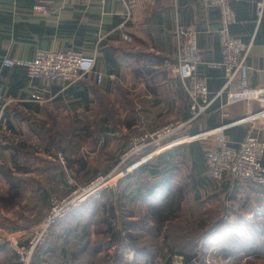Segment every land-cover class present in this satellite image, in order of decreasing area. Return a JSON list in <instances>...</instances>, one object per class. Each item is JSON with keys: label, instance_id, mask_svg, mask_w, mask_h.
I'll return each mask as SVG.
<instances>
[{"label": "crops", "instance_id": "0c3cea01", "mask_svg": "<svg viewBox=\"0 0 264 264\" xmlns=\"http://www.w3.org/2000/svg\"><path fill=\"white\" fill-rule=\"evenodd\" d=\"M125 2L130 11L127 20L123 15L125 3L120 0H106L104 4L96 0L88 3L80 0H0V168L23 171L22 167L14 166L10 152L14 148L2 138L16 141V138L25 137L24 132L38 138L36 131L46 127L54 128L53 134L62 135L66 140L85 137L89 133L85 124L87 117L96 108L101 109L100 117L104 116L109 103L112 109L114 105L124 106L122 118L118 111L111 110L117 121L125 122L122 134L115 135L111 126L102 127L109 131L101 132L105 139L118 138L122 148L125 136L133 133L137 124L145 123V129H154L174 119L188 118L189 99L174 72L177 26L194 27L201 59L198 74L206 78L211 95L221 89L224 71L208 64L221 58L216 7L205 6L202 0ZM229 2L235 15L230 32L250 45L246 60L248 84L264 89V0ZM123 34L129 35L131 42L123 40ZM67 49L77 50L84 56L96 52L93 69L71 86L30 78L24 67L1 63L4 57L30 60L38 51ZM98 74H101L100 80ZM258 108L259 105L253 103L252 109ZM244 115L242 102L225 104L223 96L216 98L201 116L182 130L176 137H180L178 141L164 147L147 148L144 153L152 155L142 165L160 170L157 178L151 177L150 181L167 179V182L155 194L147 196L146 192V195L135 193L137 182L133 179V185L128 188L129 205L138 208L150 225L157 226L170 213V203L182 195L177 208L181 217L251 223L264 210V184L235 177L215 181L207 175L205 163V153L218 148L219 135L232 146H237L248 135L264 140V117L234 122ZM192 135L198 136L187 138ZM46 144L44 142L43 151L53 160L48 167L52 179L63 183L68 171L74 170L78 178L87 180L91 171L97 170L93 161L80 150L71 157H64L66 164L61 166L56 157L45 151ZM33 145L38 148V143ZM8 161L12 167L6 166ZM113 164L110 159L100 168L110 169ZM2 182L7 183L0 173V184ZM38 217L39 214L37 220ZM3 229L14 231L17 228L0 220V261H7L8 257L9 261H15L4 241Z\"/></svg>", "mask_w": 264, "mask_h": 264}, {"label": "trees", "instance_id": "16d2710c", "mask_svg": "<svg viewBox=\"0 0 264 264\" xmlns=\"http://www.w3.org/2000/svg\"><path fill=\"white\" fill-rule=\"evenodd\" d=\"M105 128H101V131H109ZM53 131L54 128H40L39 133L36 131L40 138L47 143L45 151L53 157L57 156L56 152L64 155L69 154L71 151V137L66 140L62 138V135L57 136L55 132L53 134ZM2 140L14 148L12 158L16 167L22 156L25 158L29 154L28 150L32 149L25 142H18L14 146L13 143L16 142L14 138L9 140L2 138ZM116 162L115 159L113 163ZM262 164L264 165V155ZM22 168L24 172L30 170L28 166ZM109 170L104 169L103 172ZM96 171H91L92 173L87 181H90L98 173ZM159 171L157 167L150 168L147 164H143L127 177L128 183L125 187L116 191L104 189L98 196L87 199L80 206L57 219L50 225L44 242L36 248L31 264H174L172 256L175 254L180 256L181 260L183 259V261H180L181 264H205L204 261H194L195 251L198 248L203 249V252L217 251L224 258L228 257L236 260L241 258L239 255L241 249L249 254L248 256H259L264 253V210L256 215L251 223L243 220L242 222L245 224L229 222L228 219L220 218H215L212 221L198 218L199 221H191L192 218L181 217L177 212L183 198L180 195L174 202L170 203L172 204L171 211L162 218V224L150 225L147 222V217L143 216L134 218L136 212L133 206L129 207L130 192H128V188L133 185L132 180L134 179L137 182L135 184L136 194H145L146 192V194L149 193L147 195L149 196L155 194L167 182V179L155 181ZM12 172L14 171L9 168H0V173L6 179L8 185L7 192H0V206L14 207L22 194L19 179L13 177ZM147 177H154L155 179L149 181ZM63 184H66V179ZM70 190L71 188H68L67 191ZM48 198V193L44 191L41 200L48 202ZM232 224L244 229L247 242L238 243L240 229L236 228L230 231L228 227ZM92 231L99 238L97 243L90 239ZM171 236H177L178 238H170ZM104 237L109 238V244L113 248L131 249L133 251V261L129 263L123 261L121 257L119 258L120 261H100L102 256L100 251ZM152 238L155 239V242L160 243L159 246L153 247L152 240L150 243H146V240ZM175 239L184 242L176 247L164 245L165 241ZM93 257H96L97 261H94ZM12 258L15 261H9L10 257H8V260H5L6 263L3 264H17L18 256L16 253H13Z\"/></svg>", "mask_w": 264, "mask_h": 264}, {"label": "built area", "instance_id": "2783aa9c", "mask_svg": "<svg viewBox=\"0 0 264 264\" xmlns=\"http://www.w3.org/2000/svg\"><path fill=\"white\" fill-rule=\"evenodd\" d=\"M80 1L88 3L93 0ZM96 1L104 4L106 0ZM120 1L125 3L126 11L123 15L125 20H127L130 17V11L126 6L125 0ZM229 1L202 0L205 6L216 7L219 12V24L216 33L221 60L208 64L224 71L225 80L221 89L211 95L207 88L206 78L197 72L201 59L197 46V33L194 27L192 25L177 26L175 31L177 65L174 67V72L180 78L189 99L188 118L177 120L150 133L139 135L131 142L125 153V158L140 153L144 154L147 148L151 146L157 148L163 145L164 140L167 139L170 142L178 141L180 137H176L182 130L191 121L201 116L216 98L222 96L225 99V104L242 102L244 105L245 115L234 122L242 123L264 117V89L251 87L248 84L246 60L250 45L242 42L230 32V26L235 22V15ZM41 8L43 9V7ZM122 38L125 41H131V37L127 34H123ZM95 60L96 52L90 56H84L77 50L67 49L61 51H38L35 57L30 60L4 57L2 63L5 66L19 65L24 67L30 78H40L69 86L90 72L94 67ZM100 75L98 74V79H100ZM253 103L259 105L256 111L252 109ZM1 124L2 120L0 117V127ZM197 136L192 135L187 138L193 139ZM263 154L264 140L257 136L248 135L237 146H232L223 135H219L218 148L205 153V163L208 168L207 175L215 181H220L225 177H235L257 184H264ZM143 162L145 160L142 161V159L136 161L133 164V168ZM113 178L112 174L107 175L98 182L91 184L82 194L68 202L69 204L64 209L69 211L83 203L91 195L96 194L95 196H98L103 187L111 182ZM148 180L150 181V179ZM90 182L92 183L93 180ZM92 187H95V189H92ZM64 215H61L60 210L57 211L56 208H53L41 222L29 230L28 234L23 235L22 240H25L21 242L19 245L20 249H17L16 253L18 260H20L19 264H28L36 248L43 243L49 226Z\"/></svg>", "mask_w": 264, "mask_h": 264}, {"label": "rangeland", "instance_id": "374dc122", "mask_svg": "<svg viewBox=\"0 0 264 264\" xmlns=\"http://www.w3.org/2000/svg\"><path fill=\"white\" fill-rule=\"evenodd\" d=\"M176 49H177V46H176ZM175 75L177 76L176 73ZM100 78H101V75H100ZM183 90L186 95L184 88ZM135 107L138 108L137 105ZM99 109L100 108H96V110L87 117V121H86L87 123L84 122L87 125V127H89V130H88L89 133L85 137H79V138L71 137L72 139V142L70 144L71 151L69 152V154L64 155V154L56 152L57 153L56 160L61 166H63L64 164H66V158L64 160V157L68 158V157L73 156V154H75L77 151L79 150L82 151L85 157L93 161L94 165L97 168L96 172L98 173L91 179L93 180L92 183L90 182L91 180L87 181L85 177L78 178L74 170L68 171L67 176H66V184L60 183L52 179L50 177L51 171L48 167H50V165L53 163V160L51 159V157L49 158V156L43 151L44 140L41 139L39 135H37L38 138L36 137L34 138V137H31L30 134H26V132H24L25 133L24 138H16V142L13 143L14 146H16L18 142L20 143V141H25L27 144H29L30 147H33V148L29 149L28 150L29 154L25 158L22 156V158L19 160V163H18V166L20 167L28 166L30 170H28L27 172H24V171L12 172L14 173L13 177H15L16 179H19V183L21 185L20 188L22 189V194L19 196L14 207L0 206V220H4V223L7 222V225L10 227L13 226L17 228L14 231H8L6 229L5 230L3 229L4 230V233H3L4 241L7 247L10 249V253L11 252L17 253V249H20L19 245L21 244L22 241L25 240V239L22 240L23 235L28 234L29 230H31L32 227H34L36 224L41 222L43 218L45 217V215L48 212H50L53 208H56L57 211L60 210L61 215L67 214L68 212L72 211L73 209L66 211L64 208L67 207L66 205L69 204L68 202H70L73 198L82 194L85 190H87L88 186H90L91 184H94L98 182L99 180L103 179L105 176L112 174L114 177L113 180L109 182L107 185H105V187H103V190L112 189L116 191V190L121 189L122 187H125L126 184L128 183L127 177L131 175V173L134 170H136L139 166L142 165L141 164L133 168V164H135L136 161L141 160V159L142 161L145 160V162H147L151 158V157H148V155L150 156L152 155L148 153L147 155L145 153L144 154L140 153V154L131 155L130 157L128 156L127 158H125V153L128 150L131 142L143 133H150L156 129H160L164 127L165 125L169 123H173L179 120V119H174L154 129H145L143 125L145 123L137 124L135 131L133 133H130L128 136L127 135L125 136L124 138L125 147L122 148L119 146L118 138L110 137V138L105 139L103 136L104 133L101 132V128L105 126L106 127L111 126V127H114L115 129L114 131L115 135L122 134V126L125 122L117 121L116 120L117 116H112L111 110L118 111L119 118H122V116L125 115L124 106L114 105L112 109V104L109 103L106 106V111L108 112H106L107 114H105L102 117H100V115L98 114ZM39 130L37 131L38 133H39ZM25 131H27L26 128H25ZM79 133L83 135L82 131H80ZM37 143H38V148H35L36 146H34L33 144L36 145ZM163 143L164 144L160 146L162 147L166 146L167 143H170V140L169 139L164 140ZM8 145L10 144L8 143ZM10 152L11 154H13L12 150H10ZM9 159H11V155ZM110 159L111 160L113 159V161L116 159L117 162L113 164V166L110 168L108 172H103L104 168H100V167L104 165V163H107V161H110ZM8 163L9 164L6 163V166L12 167L11 162L8 161ZM0 165H2L1 161H0ZM43 167L45 168L43 169ZM149 178L150 177H147V179ZM7 186H8L7 183L2 182L0 184V192H7L6 191ZM68 188H71V190L67 191ZM44 191L45 193H48V196H49L48 202H44L41 200V196ZM95 195H91L88 199L94 197ZM81 204H79L78 206H80ZM129 207H132V205H129ZM137 209H135L136 215L134 216V218H140L142 216V214ZM37 214H39L38 220L36 218ZM195 220L199 221L198 218H194V219L192 218L191 221H195ZM10 223H13V224H10ZM116 227H117V224H116ZM49 228L47 229V234H48ZM236 228L240 229L238 233V237H240V239L238 240V243L246 241L247 238H245L246 234L243 228L237 227L235 224H232L230 227H228L230 231ZM47 234H46V237H47ZM170 238H178V237L171 236ZM90 239L91 241H94L95 243H97L99 238L92 231L90 235ZM151 240H152L151 244L153 247L159 246L160 243L155 242L154 241L155 239L153 240V238L150 240H146V243L147 244L150 243ZM109 241H110L109 238L104 237L102 248L100 251V253L102 254L100 261H111V262L120 261L119 259L120 257L123 261H128L129 263L133 261V251L131 249L119 248V247L113 248L109 244ZM183 242H184L183 240L180 241L178 239H175L171 241H165L164 245L165 246L173 245L176 247L180 243H183ZM196 251H195L196 256H195L194 261H204L205 264H264V253L259 256H254V255L248 256L249 254L245 253L244 250L241 249L239 253L241 258L240 260H236L234 258H228V257L224 258L221 253H217V251H213V250L203 252V249L198 248V250ZM32 259L33 258L31 257L28 264H31ZM93 260L97 261L96 257H93ZM172 260L174 264H181L180 261H183V259L181 260V257L178 256L177 254L172 256ZM3 263H6V262L0 261V264H3ZM19 263H20V260L17 259V264Z\"/></svg>", "mask_w": 264, "mask_h": 264}, {"label": "bare ground", "instance_id": "6f19581e", "mask_svg": "<svg viewBox=\"0 0 264 264\" xmlns=\"http://www.w3.org/2000/svg\"><path fill=\"white\" fill-rule=\"evenodd\" d=\"M95 185H97V184H95ZM95 185H94V186H95ZM95 187H96V186H95ZM95 187H92V189H95Z\"/></svg>", "mask_w": 264, "mask_h": 264}]
</instances>
